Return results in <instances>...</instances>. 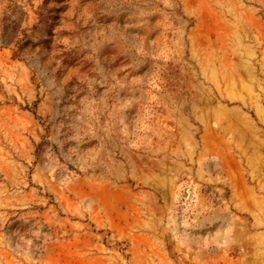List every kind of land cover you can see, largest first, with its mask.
<instances>
[{
	"label": "rangeland",
	"instance_id": "obj_1",
	"mask_svg": "<svg viewBox=\"0 0 264 264\" xmlns=\"http://www.w3.org/2000/svg\"><path fill=\"white\" fill-rule=\"evenodd\" d=\"M0 264H264V0H0Z\"/></svg>",
	"mask_w": 264,
	"mask_h": 264
}]
</instances>
